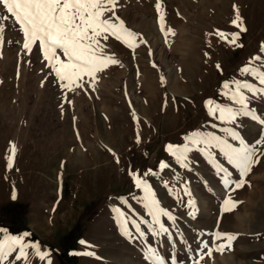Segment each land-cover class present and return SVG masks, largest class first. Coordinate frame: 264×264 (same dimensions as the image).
I'll return each mask as SVG.
<instances>
[{"label":"rangeland","instance_id":"rangeland-1","mask_svg":"<svg viewBox=\"0 0 264 264\" xmlns=\"http://www.w3.org/2000/svg\"><path fill=\"white\" fill-rule=\"evenodd\" d=\"M157 2L118 0L116 14L128 29L139 34L137 47L130 49L110 38L105 52L119 63L98 73L94 83H85L73 92L61 89L35 48L32 55L24 53L18 32L8 28L3 34L0 197L2 191L3 196L6 194L5 179L10 174L46 168L42 153L48 152V141L56 140L49 137L56 135L55 130L67 128L76 116H94L96 121L91 124L95 129L105 131L107 136L111 131L116 150L112 154V171L121 172L123 177L120 188L96 201L92 215L82 221V229L71 241L66 240L70 232L60 241L40 237L31 229H23L25 214L15 210L10 215L0 210V224H10L20 234L29 233L26 240L49 254L41 261L30 250L28 264H48L49 260L51 264H152L145 258L149 247L164 257L166 264H193L201 252L204 258L200 264H264V156L244 177V186L230 191L223 184V173H218L198 152L189 154L185 168L166 151V145L184 143L183 138L193 131L212 132L235 146H239L238 142L232 141L223 129L236 131L248 143L264 139V125L258 121L240 116L234 124L221 123L208 115L205 106L208 99L230 104L220 95L226 80L256 83L251 77L240 76L238 70L249 58L264 56L260 51L264 43V0H159V14ZM234 5L247 29L244 32L231 23L236 15ZM5 14L0 9V16ZM160 14L164 16L165 31L160 28ZM218 31L239 32L240 39L230 44ZM141 38L146 42L141 43ZM250 107L264 118V98H253ZM13 144L15 163L9 169L7 160ZM54 145L55 141L49 148ZM161 161L170 167L161 171ZM218 162L231 173L232 181L240 179L239 171L222 156H218ZM150 169L155 175H144ZM134 173L149 182L161 206L175 218H162L169 228L167 236H154L149 231L153 225L137 202L143 193L135 188ZM229 197L242 203L235 211L222 212L223 201ZM107 208L110 213L104 225L113 229H87L90 220ZM115 208L137 222L140 217L134 212L141 213L149 221L140 226L145 236L140 237L134 229L132 238L125 236ZM217 231L233 234L236 239L231 249L223 253L213 250L208 256L201 242L215 249L222 242L213 238ZM87 252L94 255L82 254Z\"/></svg>","mask_w":264,"mask_h":264},{"label":"snow or ice","instance_id":"snow-or-ice-1","mask_svg":"<svg viewBox=\"0 0 264 264\" xmlns=\"http://www.w3.org/2000/svg\"><path fill=\"white\" fill-rule=\"evenodd\" d=\"M117 6L118 0H0V9L6 13L0 16V45L4 42L3 34L6 29L10 28L18 32L22 37L24 53L32 55L35 48L61 89L73 92L77 88H83L85 83H94L98 73L105 71L110 65L119 63L112 55L105 52L110 38L122 42L130 49L137 47L136 40L139 34L125 26L124 21L116 14ZM233 7L236 15L231 23L239 28L240 32H244L247 29L243 26V19L238 8L235 5ZM156 9L159 14L161 11L159 0ZM159 23L161 31H165L162 14L159 15ZM167 31L171 32V29ZM217 34L230 44H236L240 39L239 32L227 34L218 31ZM144 42L146 41L141 38V43ZM237 46L242 47V45ZM260 51L264 53V43L261 44ZM216 67L220 69L219 64ZM238 72L240 76L251 77L256 83L249 82L247 79L224 81L220 95L230 101V104H221L208 99L205 102L208 115L221 123L234 124L240 116H244L264 125V118L258 116L250 107L253 98L257 96L264 98V56L256 55L249 58ZM211 127L215 128L217 125L211 124ZM223 131L232 141L238 142L239 146H235L228 139L212 132L193 131L183 138L184 143L166 145V151L176 163L185 168L188 167L189 154L194 151L198 152L217 169L218 173H223L222 180L225 188L235 191L244 186L246 183L244 177L251 171L254 164L259 163L260 157L264 156V150H262L264 139L248 143L230 128H225ZM15 153L16 146L13 144L11 155L7 160L9 169L12 168ZM218 156H222L229 165L239 171L238 181L230 179L231 173L218 162ZM169 167L170 165L163 161L159 164L161 171ZM149 174L155 175V172L150 169L144 175ZM132 179L135 188L143 193L137 202L142 206L143 213L150 217L153 227L149 228V231L154 236H167L169 228L162 218L172 221L175 218L169 210L161 206L152 186L146 179L135 173L132 174ZM12 199H16L15 193ZM124 203L128 202L124 201ZM240 203L242 202L232 200L230 197L226 198L223 201L222 212L235 211ZM114 211L121 218V230L125 236L132 238V229L140 237L145 236L140 226L148 224L149 221L143 219L141 213L134 212L140 217L137 222L136 219L129 220L127 213L119 208ZM29 235L27 232L14 235L0 228V264H17V262L28 264L30 250L39 260H46L49 254L41 251L38 244L27 241L26 237ZM212 235L215 241L222 242L217 243L216 248L212 249L208 243L202 241L208 256H211L213 250L223 253L226 249H231V242L236 239L233 234L219 231ZM80 243L85 242L80 241ZM82 254L94 255L91 252ZM145 258L151 260L152 264H166L164 257L158 256L152 247L148 248V255ZM203 258L204 253L201 252L193 264H200ZM48 264H51L50 260Z\"/></svg>","mask_w":264,"mask_h":264},{"label":"crops","instance_id":"crops-1","mask_svg":"<svg viewBox=\"0 0 264 264\" xmlns=\"http://www.w3.org/2000/svg\"><path fill=\"white\" fill-rule=\"evenodd\" d=\"M95 121L94 116L72 118L67 128L55 130L54 136L48 135L56 140L48 141V152L42 153L45 169L35 173L20 170L5 179L8 187L4 196L1 192L0 203L20 200L28 204L23 229L60 241L74 228L89 203L120 188L122 173L112 171V154L116 151L112 133L109 131L107 136L105 131L95 129L91 124ZM54 141L55 145L49 148ZM13 193L16 199H12ZM109 213L107 208L94 217L87 229H113L107 223L104 225Z\"/></svg>","mask_w":264,"mask_h":264},{"label":"trees","instance_id":"trees-1","mask_svg":"<svg viewBox=\"0 0 264 264\" xmlns=\"http://www.w3.org/2000/svg\"><path fill=\"white\" fill-rule=\"evenodd\" d=\"M97 200L89 203L86 206V208L84 209V211L80 217V220L76 223L74 228L67 235V238H66L67 241H71V239H74L77 235L78 230L82 229V221L85 220L87 217H90L92 215V212H93V209H94V206H95ZM0 210L4 211L3 213H5V214H10V215H14L13 211H15V210H16L15 213L25 214V224L24 225L26 226L27 214H28V204L27 203L20 201V200H10V201L1 203L0 204ZM0 228L6 229L11 234L20 235L19 231L17 229H15V227H13L10 224L1 223ZM26 230L30 231L29 228H27Z\"/></svg>","mask_w":264,"mask_h":264},{"label":"bare ground","instance_id":"bare-ground-1","mask_svg":"<svg viewBox=\"0 0 264 264\" xmlns=\"http://www.w3.org/2000/svg\"><path fill=\"white\" fill-rule=\"evenodd\" d=\"M175 255V254H174ZM175 257V256H174Z\"/></svg>","mask_w":264,"mask_h":264}]
</instances>
